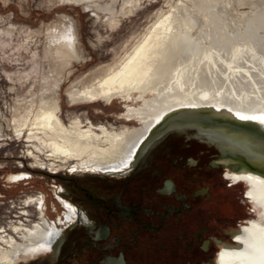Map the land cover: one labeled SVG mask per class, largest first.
<instances>
[{
	"label": "bare ground",
	"instance_id": "bare-ground-1",
	"mask_svg": "<svg viewBox=\"0 0 264 264\" xmlns=\"http://www.w3.org/2000/svg\"><path fill=\"white\" fill-rule=\"evenodd\" d=\"M67 1L90 3L89 8L107 12L110 26L120 19L119 11L113 8L114 0L111 3ZM217 2L178 0L176 7L173 6L143 37L124 41L118 51L113 48V58L120 59L115 66L108 67L99 76H91V81L80 80L82 86L75 91V87H67V99L72 105L119 100L123 111L117 118L135 125L118 129L81 123V118H73L68 126L62 124L58 112L59 88L64 80L62 67L70 63L71 58L77 59L79 50L74 34L67 32L71 28L60 22L57 26L59 41H49L45 50V56L52 58L53 69L40 74L36 80L37 91L29 90V98L15 107L21 112H15L11 123L7 121V128L17 136L25 133L28 147H31L26 151L34 165L55 171L66 168L70 173L119 175L126 172L159 132L182 118L264 129V119L241 118L264 117V38L256 39L254 25L255 16L262 11L238 16L243 24L224 22L225 10H218ZM130 7L120 8L121 12L132 11ZM27 76L31 77L32 73ZM2 128L0 126V131ZM260 174L263 179L257 177L254 181L260 180L262 185L264 172ZM25 176L24 172L10 174L8 181L19 183ZM21 205L24 208L19 212L20 217L9 218L0 226V264H17L34 257L40 249L48 248L49 237L61 232L71 220L69 202L64 203L67 211L63 220L58 219L59 226L45 216L43 195L26 197ZM32 208L38 220H29ZM23 216L27 220L21 219ZM252 234H258L264 241V232ZM243 255L244 252L223 250L217 262L247 264ZM248 264L258 263L252 259Z\"/></svg>",
	"mask_w": 264,
	"mask_h": 264
},
{
	"label": "rangeland",
	"instance_id": "rangeland-1",
	"mask_svg": "<svg viewBox=\"0 0 264 264\" xmlns=\"http://www.w3.org/2000/svg\"><path fill=\"white\" fill-rule=\"evenodd\" d=\"M263 1L218 0L216 8L219 6L218 10H225L224 22L243 24L238 16L251 15L255 10L264 12V4L260 3ZM101 2L111 3V0ZM113 3V8L119 11L118 19H120L116 25L110 26L106 20L109 14L89 8L90 3H72L67 0H0V126L3 127L0 131V226L9 219L7 210L9 211L10 206L21 207L22 210L24 207L21 203L26 197L40 195L44 197L45 216L49 221L57 223L58 219H64L63 214L66 210H62V206L55 197H58L63 205L68 203L63 199L64 196H61L63 198L58 196L59 186L64 189L72 181L100 179L96 174L101 172L70 173L66 168L55 171L47 166H35L33 158L26 151V148L31 147H28L25 133L17 136L9 127L7 128V121L10 120L11 123L15 112H21V110L17 112L15 107H20L21 101L29 98V90L37 91L36 80L44 72L53 69L52 58L45 56V50L49 46V41H59L57 26L60 22H64L71 28L67 32L74 34L79 50V57L73 60L71 58V64L68 63L62 67L64 69H62L61 78L64 76V80L59 88L60 109L58 111L62 124L68 126L73 118H81V123L89 122L96 127L105 126L108 129L135 125L133 122H125L117 118L123 111V104L119 100L114 99L111 103L98 101L72 105L67 99L66 89L71 86L75 87L73 88L75 91L82 86L80 80L85 78V81H91V76H99L105 73L108 67L115 66L120 59L113 58V48L118 51L124 41L131 42L143 37L162 16L176 7L178 0H130V3L129 0L124 2L114 0ZM123 5L131 6L132 11L121 12L120 8H124ZM262 12L261 15L255 16L254 21L257 31L256 39L259 40L264 38V13L262 15ZM29 72L32 73L31 77L27 76ZM186 145H189L187 150H183ZM179 147H182L181 154L193 155L194 159H199L200 169L187 165L185 169L193 178L198 175L203 176V183L210 187L211 199L208 205H216L221 217L225 214L229 216L231 220L229 226L236 227L235 223L238 220L250 216L248 205L241 195L242 186L229 187L228 182L220 176V168L210 166L213 159L211 155L214 154L212 149L205 148L195 140L186 139L185 135L173 134L167 135L159 142V145L155 147V153L161 154L163 148L177 150ZM200 150L202 153L199 152ZM175 155V153L170 154L169 159L175 158ZM21 172L26 173L24 180L15 184L8 181L10 174ZM17 239L20 241L19 238ZM41 262L52 264L49 257L44 261L36 259L28 262L20 261L17 264H42Z\"/></svg>",
	"mask_w": 264,
	"mask_h": 264
},
{
	"label": "flooded vegetation",
	"instance_id": "flooded-vegetation-1",
	"mask_svg": "<svg viewBox=\"0 0 264 264\" xmlns=\"http://www.w3.org/2000/svg\"><path fill=\"white\" fill-rule=\"evenodd\" d=\"M163 139L148 144L125 173L101 172L96 174L100 179L72 181L64 189L59 186L58 196L72 206L71 220L49 237L48 248L23 262L49 257L52 264H218L224 250L244 252L245 263L253 259L261 264L264 241L252 234L264 232L260 171L245 168L223 147L220 154L211 155L210 166L220 168L229 187L242 186L249 208L250 216L231 227L229 216L221 217L216 205H208L210 187L203 183V176L193 178L185 169L186 165L200 169L199 159L181 154L182 147L155 153ZM172 153L175 158L169 159ZM8 209L7 217H20L21 207ZM29 217L39 218L33 208Z\"/></svg>",
	"mask_w": 264,
	"mask_h": 264
},
{
	"label": "water",
	"instance_id": "water-1",
	"mask_svg": "<svg viewBox=\"0 0 264 264\" xmlns=\"http://www.w3.org/2000/svg\"><path fill=\"white\" fill-rule=\"evenodd\" d=\"M184 120L186 119H177L170 123L157 134L153 143L167 135H185L186 139L195 140L205 148L212 149L213 157L220 154L223 147L229 154L238 157L242 165L264 172V129L245 125L233 127L232 124L219 121ZM229 146L236 148L231 149Z\"/></svg>",
	"mask_w": 264,
	"mask_h": 264
},
{
	"label": "snow or ice",
	"instance_id": "snow-or-ice-1",
	"mask_svg": "<svg viewBox=\"0 0 264 264\" xmlns=\"http://www.w3.org/2000/svg\"><path fill=\"white\" fill-rule=\"evenodd\" d=\"M242 119H264V117H241Z\"/></svg>",
	"mask_w": 264,
	"mask_h": 264
}]
</instances>
